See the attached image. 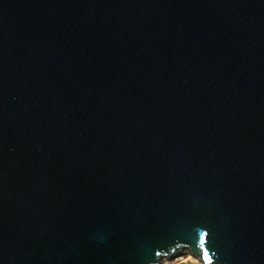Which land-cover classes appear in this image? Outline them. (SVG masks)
<instances>
[{
    "label": "water",
    "instance_id": "obj_1",
    "mask_svg": "<svg viewBox=\"0 0 264 264\" xmlns=\"http://www.w3.org/2000/svg\"><path fill=\"white\" fill-rule=\"evenodd\" d=\"M264 264V0H0V264Z\"/></svg>",
    "mask_w": 264,
    "mask_h": 264
},
{
    "label": "bare ground",
    "instance_id": "obj_2",
    "mask_svg": "<svg viewBox=\"0 0 264 264\" xmlns=\"http://www.w3.org/2000/svg\"><path fill=\"white\" fill-rule=\"evenodd\" d=\"M200 264L199 259L195 255L192 254L190 249L186 251H179L174 254L164 256L158 264Z\"/></svg>",
    "mask_w": 264,
    "mask_h": 264
},
{
    "label": "rangeland",
    "instance_id": "obj_3",
    "mask_svg": "<svg viewBox=\"0 0 264 264\" xmlns=\"http://www.w3.org/2000/svg\"><path fill=\"white\" fill-rule=\"evenodd\" d=\"M186 250H188L187 248H185V249H183V250H181V251H186ZM179 252V251H178ZM176 253V252H175ZM174 254V253H173ZM193 254V253H192ZM194 255V254H193ZM196 256V255H195ZM197 257V259H199V261H200V264H203V260H202V258L200 257V256H196ZM185 264H192V263H185ZM198 264V263H197Z\"/></svg>",
    "mask_w": 264,
    "mask_h": 264
}]
</instances>
